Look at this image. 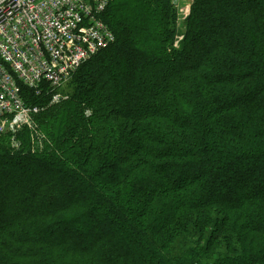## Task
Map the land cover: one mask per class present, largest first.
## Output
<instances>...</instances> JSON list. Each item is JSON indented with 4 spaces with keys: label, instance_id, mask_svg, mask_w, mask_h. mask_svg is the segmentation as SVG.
<instances>
[{
    "label": "trees",
    "instance_id": "1",
    "mask_svg": "<svg viewBox=\"0 0 264 264\" xmlns=\"http://www.w3.org/2000/svg\"><path fill=\"white\" fill-rule=\"evenodd\" d=\"M127 4L69 98L24 92L47 140L0 142V264H264V0H193L180 29Z\"/></svg>",
    "mask_w": 264,
    "mask_h": 264
},
{
    "label": "built area",
    "instance_id": "2",
    "mask_svg": "<svg viewBox=\"0 0 264 264\" xmlns=\"http://www.w3.org/2000/svg\"><path fill=\"white\" fill-rule=\"evenodd\" d=\"M114 2L0 0V139L32 128L43 111L26 103V90L62 101L60 88L115 42L103 20Z\"/></svg>",
    "mask_w": 264,
    "mask_h": 264
},
{
    "label": "rangeland",
    "instance_id": "3",
    "mask_svg": "<svg viewBox=\"0 0 264 264\" xmlns=\"http://www.w3.org/2000/svg\"><path fill=\"white\" fill-rule=\"evenodd\" d=\"M117 1L120 2V0H117ZM121 1L123 3L126 2V4L128 3V0H121ZM129 2L133 3L134 4V7L132 9H130L129 8V5H128L129 3L127 4V8L128 9L125 10L126 11V14H124L125 15V18L126 19H129V20H135V23L138 24L136 18L138 17L137 15H139V11L140 10H139L138 6L135 5L138 2V0H129ZM171 2H172V6L174 7V9L177 12L176 21H177V19H178V21H177V24H175V25H177L178 26V29H180L182 27V24L187 20V17L190 15V11H191V7H192L193 0H171ZM117 4L118 3L116 2V5ZM137 27H139V26L137 25ZM76 73H74L70 77V80L63 87H61L60 90L57 92L58 94L61 95V97L64 96L65 99L69 98L67 92L71 88V83L70 82L72 81V79H73V77H74V75ZM60 102H58L56 104H59ZM86 113H87L88 116L91 115L90 111H87ZM36 123L37 122H35V126H33L32 128H29V127L28 128L30 129V131L31 130L34 131L33 132L34 134H37V132H38V135H40V137L44 140L46 138V136H45V134H43L41 132L39 125L36 124ZM18 134H19V132L17 134H15V136H12V137H9V138H2L1 137L0 142H7V143L11 144L15 149L20 148V146L22 144L18 140ZM46 140L47 139H45L43 141L44 144H45ZM40 149H43V146H41ZM242 168H244V167H240L239 169H242Z\"/></svg>",
    "mask_w": 264,
    "mask_h": 264
}]
</instances>
